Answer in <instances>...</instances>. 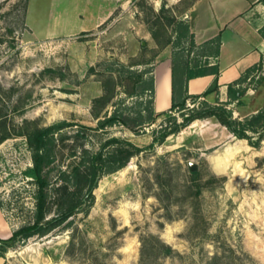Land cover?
<instances>
[{"label":"rangeland","instance_id":"rangeland-1","mask_svg":"<svg viewBox=\"0 0 264 264\" xmlns=\"http://www.w3.org/2000/svg\"><path fill=\"white\" fill-rule=\"evenodd\" d=\"M16 1L0 0V120L4 123L0 128L16 133L28 123L48 126L67 120L75 124L69 134H75L80 125L97 127L94 110L100 104L95 99L104 93L108 68L118 76L115 62L132 64L154 57L155 50L142 46V22L164 40L174 26L167 25L172 16L182 17L194 0L177 5L131 0L133 12L126 18L118 16L97 30L67 36L56 34L76 29L79 9L90 0H30L28 29L10 32L11 27L18 28L12 13ZM164 3L172 11L161 26L156 14ZM58 20L70 22L69 26L58 28ZM145 68L154 65L134 70ZM260 76L264 64L250 83L245 105H231L236 118L243 119L264 104V82L258 90L252 89ZM121 82L103 115L117 107L133 126L151 107V94L144 90L149 81ZM134 88L136 95L127 93ZM165 122L166 117L160 118L140 129V135L124 125L92 133L91 146L97 149L101 139L116 136L145 148ZM190 163L198 166L196 172ZM31 165L25 137L15 135L0 145V200L7 209L31 205L30 198L20 199L16 192L26 184L24 172ZM95 195L90 213L76 216L73 227L30 240L1 258L0 264H141L142 240L152 235L178 254L154 253L148 264H264V143L253 148L215 120H199L155 149H146L124 169L102 178ZM3 217L0 235H11L12 227Z\"/></svg>","mask_w":264,"mask_h":264},{"label":"trees","instance_id":"trees-1","mask_svg":"<svg viewBox=\"0 0 264 264\" xmlns=\"http://www.w3.org/2000/svg\"><path fill=\"white\" fill-rule=\"evenodd\" d=\"M196 1L189 3L185 12ZM29 3L30 0H17L12 5V13L16 14L18 28L16 30V27H11L10 32H23L28 29ZM151 10L155 13L153 8ZM171 11L164 3L156 14L157 24L163 26V17H167ZM12 13L9 14L12 15ZM171 24H174L172 31L164 40H161L163 35H160L155 28L149 27L160 50L169 45L174 49L173 105L169 112L156 113L154 109L155 79L152 74L153 69L134 70L135 66H152L157 55L155 52L154 57L147 62L132 64L115 62L114 64L119 67L118 76L112 72V68H108L111 72L103 80L104 93L95 99V104H100V108L97 110L96 106V110H94V117L98 120V125L95 128L80 125L81 130L75 134H69V129L73 128L75 124L62 120L48 126H30L28 123L25 130L10 133L6 128L1 130L4 128V123L0 120V145L15 135L23 136L27 140L32 158V165L24 172L27 182L16 190L20 199L30 198L31 205L22 206L17 210H9L0 200V210L12 227V234L9 237L0 236V259L5 258L11 250L25 245L32 239L47 238L56 232L73 227L76 216L79 214L88 215L93 208L96 201L95 190L102 178L124 169L134 157L146 149H155L164 144L170 136L179 134L197 120H215L227 128L237 139L246 140L253 148L262 147L264 143V104L253 114L243 119L234 116V109L231 108V105H245V98L251 88L250 83L263 69L264 56L258 64L249 68L237 81L229 84V100L227 102L217 100L216 103H211L208 97L219 92L218 80L201 95L188 93V81L205 75L206 70L193 72L189 62L184 61L186 52L197 47L189 23L182 17L173 15L167 25ZM11 39L15 40L16 38L11 37ZM143 48L147 49V46L145 45ZM177 59L180 62L175 63ZM91 70L95 71V68L92 67ZM179 70L181 72L180 79L177 76ZM212 71L219 74L218 69H212ZM123 79L134 80L135 83L149 81V87L144 90L151 94V107H148L147 115L140 114L139 118L133 121V126L124 110L117 107L113 113L106 112L103 115V111L113 104L116 97L115 89ZM263 82L264 76H260L258 84L252 89L258 90ZM127 93L136 95V88ZM189 103L193 107H190ZM162 117H166L165 124L160 130H154L153 141L145 148L128 139L116 136L101 139L97 149L91 146L92 133H106L112 127L124 125L135 134L140 135V129L152 126ZM179 117H181V121ZM194 176H197V173ZM221 180H225V178ZM16 203L19 204L20 200ZM11 220L17 221L15 225ZM154 253L162 256L178 254L171 245L152 235L142 240L141 264H148L151 254ZM217 258L215 256V259Z\"/></svg>","mask_w":264,"mask_h":264},{"label":"crops","instance_id":"crops-1","mask_svg":"<svg viewBox=\"0 0 264 264\" xmlns=\"http://www.w3.org/2000/svg\"><path fill=\"white\" fill-rule=\"evenodd\" d=\"M166 1L172 5L181 2ZM84 4L78 12L77 28L56 35L94 31L133 12L131 0H90ZM182 19L189 23L197 45L186 52L184 61L189 62L193 72L206 70L205 75L188 81V93L201 95L218 80L219 92L211 94L208 100L211 103L217 100L227 102L229 84L258 64L264 55V0H197ZM69 23L58 20L56 26L65 28ZM143 24L142 37L145 40L142 46L146 45L157 53L152 73L155 79L154 109L156 113L169 112L173 105L174 49L169 45L160 50L149 27L145 28ZM212 69H218L219 74L213 73ZM177 76L181 78L180 70ZM0 218L4 223L1 210Z\"/></svg>","mask_w":264,"mask_h":264},{"label":"water","instance_id":"water-1","mask_svg":"<svg viewBox=\"0 0 264 264\" xmlns=\"http://www.w3.org/2000/svg\"><path fill=\"white\" fill-rule=\"evenodd\" d=\"M190 168L192 172H196L198 170V166L194 163H190Z\"/></svg>","mask_w":264,"mask_h":264},{"label":"bare ground","instance_id":"bare-ground-1","mask_svg":"<svg viewBox=\"0 0 264 264\" xmlns=\"http://www.w3.org/2000/svg\"><path fill=\"white\" fill-rule=\"evenodd\" d=\"M4 225H3V221L1 220V218H0V229L3 227ZM1 260V259H0Z\"/></svg>","mask_w":264,"mask_h":264}]
</instances>
